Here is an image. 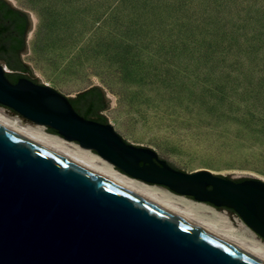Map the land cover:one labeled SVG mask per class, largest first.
I'll return each instance as SVG.
<instances>
[{
	"label": "rangeland",
	"instance_id": "374dc122",
	"mask_svg": "<svg viewBox=\"0 0 264 264\" xmlns=\"http://www.w3.org/2000/svg\"><path fill=\"white\" fill-rule=\"evenodd\" d=\"M8 1L39 83L103 88L114 129L178 169L264 181V0Z\"/></svg>",
	"mask_w": 264,
	"mask_h": 264
},
{
	"label": "water",
	"instance_id": "95a60500",
	"mask_svg": "<svg viewBox=\"0 0 264 264\" xmlns=\"http://www.w3.org/2000/svg\"><path fill=\"white\" fill-rule=\"evenodd\" d=\"M12 7H14L8 0ZM15 8V7H14ZM17 9V8H15ZM19 10V9H17ZM26 16L25 35L30 28ZM21 59V57H20ZM23 63V62H22ZM12 82L0 58V105L95 151L114 167L235 212L264 239V181L186 172L150 147L125 140L98 112L78 107L28 64ZM84 116H87L84 117ZM99 117V118H98ZM106 119L107 122L98 120ZM232 218V217H231ZM235 223V222H234ZM0 264H264L121 184L0 125Z\"/></svg>",
	"mask_w": 264,
	"mask_h": 264
},
{
	"label": "bare ground",
	"instance_id": "6f19581e",
	"mask_svg": "<svg viewBox=\"0 0 264 264\" xmlns=\"http://www.w3.org/2000/svg\"><path fill=\"white\" fill-rule=\"evenodd\" d=\"M0 125L121 184L264 262V241L238 217L234 218L238 225L235 227L227 211H218V209L205 202L175 193L163 186L145 183L131 177L117 170L112 163L90 149L84 148L76 142L68 141L57 134L47 132L41 124L24 123L21 118L11 116L1 106ZM208 171L215 173L211 170Z\"/></svg>",
	"mask_w": 264,
	"mask_h": 264
},
{
	"label": "flooded vegetation",
	"instance_id": "af4514ba",
	"mask_svg": "<svg viewBox=\"0 0 264 264\" xmlns=\"http://www.w3.org/2000/svg\"><path fill=\"white\" fill-rule=\"evenodd\" d=\"M6 3L8 9H10L11 11L16 10L8 2ZM8 15H9L8 18L5 21H2L0 18V28L2 26L9 28L8 31L5 30L4 33L0 35V58L5 59L7 65H9L12 68L11 72L6 71L7 77L9 78L10 81L16 82L19 77L26 76L25 73L26 71H28V67L24 63H22L20 59V53L22 51V48L17 51H15V49L13 48L15 46V41L21 40L19 34L16 33V27H18V25L21 23V21H23V19H25V17L23 15H16L15 12H11ZM3 46L5 48V51H3L2 49ZM92 94L93 93L86 95L84 97L85 99L84 102L88 101L87 99H89V95ZM70 101L74 106V108L80 113L78 109L79 103L76 101V107H75L74 105L75 101L73 99H70Z\"/></svg>",
	"mask_w": 264,
	"mask_h": 264
},
{
	"label": "trees",
	"instance_id": "16d2710c",
	"mask_svg": "<svg viewBox=\"0 0 264 264\" xmlns=\"http://www.w3.org/2000/svg\"><path fill=\"white\" fill-rule=\"evenodd\" d=\"M11 12H15L16 15H23L25 17V19H23V21H21V23L18 25V27H16V33L19 34V37H21L20 39L21 40H16L15 41V46L13 47L15 49V51L19 50V49H23V46H24V33L26 31V16L24 13H22L21 11L19 10H13L11 11L10 9H8L7 7V3L5 0H0V18L2 21H5L7 18H8V14H10ZM5 30H9V28L7 27H1L0 28V35H2L4 33ZM3 51H5V48L3 46ZM93 93L92 95H89V99H87L88 101L84 102L85 99L84 97L88 94H91ZM76 101L79 103L78 107L80 105H86L87 107V110L89 113H93V114H98V112L104 107V99H103V94L102 92L100 91V89L96 88V87H93L87 91H84L82 93H80L76 99H75V107H76ZM84 117H87V116H84ZM99 118V117H98ZM100 122H107L106 119H101L100 117V120H98ZM48 130L51 132V133H54V134H57L56 131L48 128ZM228 177V176H226ZM245 178H239V179H235L237 181L239 180H243Z\"/></svg>",
	"mask_w": 264,
	"mask_h": 264
}]
</instances>
